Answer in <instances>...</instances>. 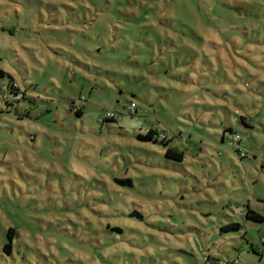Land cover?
I'll use <instances>...</instances> for the list:
<instances>
[{
  "label": "rangeland",
  "instance_id": "374dc122",
  "mask_svg": "<svg viewBox=\"0 0 264 264\" xmlns=\"http://www.w3.org/2000/svg\"><path fill=\"white\" fill-rule=\"evenodd\" d=\"M248 205L264 0H0V264H264Z\"/></svg>",
  "mask_w": 264,
  "mask_h": 264
},
{
  "label": "trees",
  "instance_id": "16d2710c",
  "mask_svg": "<svg viewBox=\"0 0 264 264\" xmlns=\"http://www.w3.org/2000/svg\"><path fill=\"white\" fill-rule=\"evenodd\" d=\"M19 92H16V95H18ZM78 113H82L81 110H77ZM111 119H115L114 117H111ZM242 121L244 123L249 124L245 117H242ZM230 131H232V129H229ZM155 135L159 138L162 139V142L164 145H167V143L169 142L167 140V137H166V134L165 132H163V135H161L160 132H158L157 130L155 129H150L146 134L142 135L140 134L139 135V138L140 139H143V140H152L154 139ZM235 136V137H234ZM238 138H241V136L239 134H236L234 133L233 134V143H232V146L233 147H236L237 148V151H239L240 149L238 148L239 146H241L240 144V140L241 139H238ZM157 140V139H156ZM165 155L166 157L168 158H171V159H174V160H177V161H182L184 159V152L177 149V148H174V147H167L166 148V151H165ZM242 156H246V154H242ZM119 182H122V183H126L128 182L129 184L131 183V180L130 179H124V180H120L118 179ZM244 217L245 219L247 220H254V221H259V222H262L264 221V214L258 210H256L255 208L253 209L251 206H247L246 210H245V214H244ZM241 227V224L238 223V222H231L225 226H223L221 229L222 231H228V230H237V229H240ZM17 235V232L16 230L13 228V227H10L8 230H7V236H8V242L5 243V250L6 251H11V247H12V243H13V240H14V237ZM258 246V245H257ZM251 248L254 250V252L256 253H259V254H262L263 252V249L258 246L255 247L253 244L251 245ZM207 260L210 261V263L212 264H230L229 262L223 260V259H218V258H215L212 254H209L208 257H207ZM207 264V263H205Z\"/></svg>",
  "mask_w": 264,
  "mask_h": 264
},
{
  "label": "built area",
  "instance_id": "2783aa9c",
  "mask_svg": "<svg viewBox=\"0 0 264 264\" xmlns=\"http://www.w3.org/2000/svg\"><path fill=\"white\" fill-rule=\"evenodd\" d=\"M108 115L113 117V116H115V113L114 112H108ZM242 154H244V153H242Z\"/></svg>",
  "mask_w": 264,
  "mask_h": 264
},
{
  "label": "crops",
  "instance_id": "0c3cea01",
  "mask_svg": "<svg viewBox=\"0 0 264 264\" xmlns=\"http://www.w3.org/2000/svg\"><path fill=\"white\" fill-rule=\"evenodd\" d=\"M254 246L258 248V246H257V245H255V244H254ZM262 252H263V253L261 254V256H260V257H263V255H264V251H262ZM212 255H213V254H212ZM254 261H256V260H254ZM256 262H257V261H256Z\"/></svg>",
  "mask_w": 264,
  "mask_h": 264
}]
</instances>
